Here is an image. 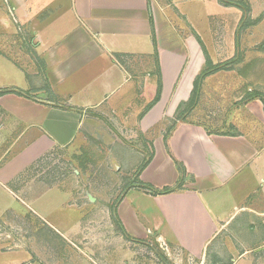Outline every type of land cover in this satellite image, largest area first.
I'll list each match as a JSON object with an SVG mask.
<instances>
[{
    "label": "crops",
    "instance_id": "0c3cea01",
    "mask_svg": "<svg viewBox=\"0 0 264 264\" xmlns=\"http://www.w3.org/2000/svg\"><path fill=\"white\" fill-rule=\"evenodd\" d=\"M12 2L15 28L25 21L31 35L10 38L16 45L15 72L8 73L9 79L0 74V112L10 118L14 134L0 184L19 181L42 156L77 143L83 130H102L99 123L105 122L107 134L116 131L124 139L138 134L149 142L153 156L138 173L139 182L158 190L172 187L179 179L175 161L185 170L181 187L172 193L131 188L123 195L117 213L133 240H154L173 264H264V104L243 96L229 100L219 107L224 109L217 120L212 115L205 124V93L215 75L210 76L187 122L164 139L167 123L189 98L204 65L196 38L206 48L205 31L194 20V7L203 22L209 17L203 12L207 1ZM248 4L255 27L259 11L253 0ZM259 5L263 11L264 0ZM220 8L239 23L236 9ZM155 47L162 91L157 104L138 119L156 89ZM208 54L230 59L233 45ZM18 70L25 76L20 83ZM28 92L39 96H19ZM128 148L127 171L136 173L145 149ZM50 190L40 189L37 196Z\"/></svg>",
    "mask_w": 264,
    "mask_h": 264
},
{
    "label": "rangeland",
    "instance_id": "374dc122",
    "mask_svg": "<svg viewBox=\"0 0 264 264\" xmlns=\"http://www.w3.org/2000/svg\"><path fill=\"white\" fill-rule=\"evenodd\" d=\"M206 1L203 12L209 17L202 22L199 10L194 7V20L200 29L204 26L207 50L212 56L218 55V51L223 52L232 44V58L237 55L234 64L227 65L209 81L211 88L205 93L209 107L204 109L202 118L205 124L212 115L217 120L224 109H219L221 105L241 96L246 99L248 91L264 99V49H259L264 43V10L260 11V0H253L259 11L258 23L241 31L237 51L234 41L238 24L220 8L218 0ZM12 5V0H0V53L4 56L0 57V74L6 73L4 79L15 72L17 62L13 53L16 45L10 38L31 35L25 21L15 28ZM232 58L211 60L221 64ZM16 75L19 83L25 78L19 70ZM213 84L227 85L228 89L213 90ZM30 93L19 96L29 99L39 96ZM148 95L151 100L153 94ZM173 118L174 115L165 127L166 133ZM9 120L0 112V167L11 159L8 147L14 134L9 129ZM99 125L102 130H83V138L77 143L42 156L19 181L0 184V264H173L154 240L127 241L110 219V208L137 180L135 173L127 171L128 146L144 147L146 159L151 151L149 142L138 134L134 139H124L116 131L117 136L109 131L107 134L105 122ZM45 188L52 190L37 196ZM23 190L25 193L18 198L17 193ZM88 195L94 202H90Z\"/></svg>",
    "mask_w": 264,
    "mask_h": 264
},
{
    "label": "trees",
    "instance_id": "16d2710c",
    "mask_svg": "<svg viewBox=\"0 0 264 264\" xmlns=\"http://www.w3.org/2000/svg\"><path fill=\"white\" fill-rule=\"evenodd\" d=\"M218 2L224 7L234 8L241 13V18H240V21L238 23V28H237V32L235 35V41H234L235 50L237 51L241 31H243L244 29H247L249 26H252V24H253L249 19L250 7L248 4V1L247 0H218ZM151 30H152V22H151ZM152 39H153V43H154V36H152ZM196 39H197V42L201 48V51H202V54L204 57V65L201 68V70L199 71V73L196 75V77L193 81V89H192V92H191L189 98L187 99V101L181 102L178 105L177 110H176L175 115H174V118H173V123L170 124L171 128L168 130V133H166V135L164 137L165 141L168 139L169 134L177 127V125H179L180 123H186L187 122V118L189 117V115L191 114L193 109L198 104L201 86H202L203 82L205 81V79H207L208 77L213 76V75H215L221 71H224L226 69L227 65H232L236 62L235 57L237 54H235V57L226 63L214 64L213 61L211 60L205 46L201 42V40L198 37ZM259 49H262V50L264 49V43L260 46ZM154 60H155V68H156V71H155L156 89H155V92L152 96V99L148 102V104L146 105L144 110L138 116V119H141L152 107H154L157 104V102L160 99V95H161V91H162V75H161L160 62H159V58L157 55L156 47L154 50ZM5 92H7V91H3V93H5ZM19 95H20V93H19ZM256 98H259V100L264 104V99H262L261 95H259L256 92H249V91L247 92L246 100L256 99ZM152 156H153V154H152V152H150L148 154V157L142 162L140 167L137 169V171L135 173L136 179H137L138 173L147 167L150 160L152 159ZM175 164L177 166V170L179 173V179H178V182L174 186L164 187V188L158 190V189H155V188H153L147 184L141 183L138 180H136L135 182H132L130 184V187L135 188V189H141V190H149L153 195L169 194V193L174 192L175 190H177L181 187V184L183 183V178L185 175V170L182 167V165L176 161H175ZM121 199H122V197L120 199H118L117 202L115 203V205H113L110 208L111 222L114 225V227L117 229V231L121 234L122 237H124L127 241H135L136 242V240H133L126 233V231L123 228L122 223L118 217L117 207H118L119 203L121 202ZM137 242H139V241H137Z\"/></svg>",
    "mask_w": 264,
    "mask_h": 264
},
{
    "label": "water",
    "instance_id": "95a60500",
    "mask_svg": "<svg viewBox=\"0 0 264 264\" xmlns=\"http://www.w3.org/2000/svg\"><path fill=\"white\" fill-rule=\"evenodd\" d=\"M88 199L90 200V202H94V199L90 195H88Z\"/></svg>",
    "mask_w": 264,
    "mask_h": 264
}]
</instances>
